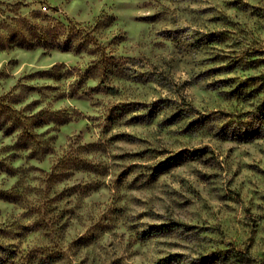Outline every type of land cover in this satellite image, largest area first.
I'll return each instance as SVG.
<instances>
[{"label":"rangeland","instance_id":"374dc122","mask_svg":"<svg viewBox=\"0 0 264 264\" xmlns=\"http://www.w3.org/2000/svg\"><path fill=\"white\" fill-rule=\"evenodd\" d=\"M0 242L264 264V0H0Z\"/></svg>","mask_w":264,"mask_h":264},{"label":"trees","instance_id":"16d2710c","mask_svg":"<svg viewBox=\"0 0 264 264\" xmlns=\"http://www.w3.org/2000/svg\"><path fill=\"white\" fill-rule=\"evenodd\" d=\"M262 78V75H257L254 79ZM180 224L182 223L171 222L170 226L178 227ZM41 254L42 252L36 251L34 249H29L24 253L18 255V252L14 245H11L10 243L0 242V264H54L56 255L42 256Z\"/></svg>","mask_w":264,"mask_h":264}]
</instances>
